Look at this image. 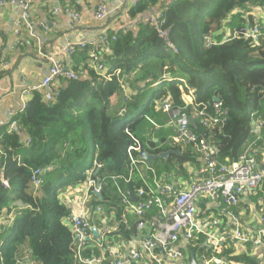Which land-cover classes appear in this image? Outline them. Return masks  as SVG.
<instances>
[{
  "label": "trees",
  "instance_id": "trees-1",
  "mask_svg": "<svg viewBox=\"0 0 264 264\" xmlns=\"http://www.w3.org/2000/svg\"><path fill=\"white\" fill-rule=\"evenodd\" d=\"M155 2L139 1L127 12L135 17ZM263 5L264 0H171L163 8L164 22L159 24L166 38L150 21L138 22L136 31L131 27L108 31V51L100 52L104 74L88 65L92 45L77 48L75 58L79 57L83 65L73 70L87 69V77L63 80L52 102L34 91L26 107L11 119L31 142L26 145L19 141L15 130L7 132V126L0 130V217L15 211L11 224L0 226V264H25L17 263L25 253L37 264H79L71 226L65 223L69 209L59 193L66 186L81 183L85 171L96 161L102 165L96 172L105 185L101 199L93 197L94 205L104 200L118 202L117 195H112L116 189L110 177L127 173L126 149L133 143L127 131L139 140L140 124L150 119L161 122L162 102L170 100L182 106L189 89L193 90L194 103L209 109L213 96H217L228 110L227 120L220 127L195 123L191 128L215 146L219 161L236 160L249 138L251 113L264 118V39L252 42L237 36L222 42L219 31L224 27L238 30L252 23L250 12ZM207 34L217 43L206 46L203 38ZM4 71L0 68V73ZM114 94L119 98L115 106L110 102ZM142 147L150 153L166 150ZM174 148L180 153L171 154L167 161L158 159L167 170L159 172L153 167L161 178L171 176L173 170L186 173L184 167L198 165L192 145ZM170 164L180 168L169 169ZM47 167L50 169L39 175L41 185L33 190L32 171ZM148 176L151 181L150 171ZM1 179L8 181L7 188ZM118 183L129 195L142 185L138 176L129 184ZM263 194L261 190L258 196ZM121 218L119 207L116 229L111 233L130 238L135 233L134 222ZM206 247L201 234L187 243V251L193 250L195 257ZM239 247L228 238L219 255L231 264H264V247L262 255L253 253L250 244L241 246L240 251ZM95 251L88 246L84 254Z\"/></svg>",
  "mask_w": 264,
  "mask_h": 264
},
{
  "label": "built area",
  "instance_id": "built-area-1",
  "mask_svg": "<svg viewBox=\"0 0 264 264\" xmlns=\"http://www.w3.org/2000/svg\"><path fill=\"white\" fill-rule=\"evenodd\" d=\"M33 0H0V7L5 4H13L21 7L20 19L17 21L19 29H26L31 35L35 28V23L31 20L30 5ZM264 10V5L262 6ZM108 15L107 7L104 3H98L95 9V17L104 19ZM73 18L76 15H72ZM151 23L157 24L158 33L166 38V31L159 27L164 20L162 14L151 18ZM42 29L47 32L45 25ZM237 36L258 42L264 39V17L260 21L252 19L248 27L234 29L226 35L222 42L228 41ZM115 37L113 36L112 39ZM206 46L216 44L211 35H204ZM46 39L43 37L37 40L36 54L47 59L50 63L49 70L37 84L27 86L21 90L20 100L22 111L34 91L42 92L46 102H52L58 95L60 84L63 80H80L87 77V70L66 69L57 61L53 55L43 48ZM109 43L108 33H103L100 37L99 48L102 50ZM84 46V43L81 44ZM174 51L176 49L170 45ZM75 47L70 45L66 48L68 53H73ZM92 67L100 74H104L106 67L101 57L91 54ZM8 61L5 55L0 56V67L7 68ZM192 91L193 90H189ZM264 98V87L261 91ZM161 109L170 114L168 125L174 131L170 138L173 149L176 146L192 145L194 153L197 155L199 168L191 170L192 178L188 188H182L183 183L175 180L170 175L159 177L152 164L149 165L140 153L144 150L141 142L130 132L127 133L133 139V143L126 149L128 156L127 173L111 176L112 183L118 187L120 180L129 184L135 176L142 181V185L134 189L133 200L129 192L119 189L121 193L122 216H132L135 229L136 241L126 252L116 254L110 258H104L95 254L85 255L84 252L94 235L91 231L90 215L103 213L101 204L93 205L91 201L94 196H101L104 189V179L97 175L96 170L102 165L93 161V164L85 171V179L78 184L66 186L62 192L68 193L67 207L69 216L67 220L73 233V247L75 257L79 264H173L187 260L185 250L181 247V240L185 244L192 241L197 235H203L207 247L195 257L198 264H231L224 257H221V245L226 239H230L237 246L250 244L251 251L261 252L264 247V216H260L258 225L254 229L243 227L239 217L232 211V207L239 203L245 194H256L258 189L264 186V161H258L253 154L257 147L264 150V118L252 112L250 115L249 138L242 147L236 160L230 163L219 161L216 156V148L204 136L198 135L188 121L192 116L195 123L204 127H220L227 120L228 110L222 107L219 101L212 100L209 109L201 103H185L182 106L173 105L169 101L162 102ZM17 112H10V117H14ZM1 125V123H0ZM155 126L159 127V125ZM13 129H22L16 120L9 121L7 132ZM31 142L29 136L26 137V145ZM0 154L2 146L0 144ZM264 156V152H263ZM191 165H188L186 169ZM47 168H36L32 171L30 185L33 190L41 185L40 174L49 170ZM185 169V170H186ZM148 171L153 174L149 180ZM188 171V170H187ZM186 172V171H185ZM1 176V174H0ZM2 184L7 188L8 181L1 179ZM129 195V196H128ZM206 197L216 204L217 209L224 215H228L232 223V230L229 235L215 233L218 226L217 218H196L197 203L199 198ZM259 205H264V196L260 197ZM115 204V202H113ZM96 228V227H95ZM100 238L111 230L106 227L98 230ZM186 247V246H185ZM262 255V253L260 254ZM17 263L37 264L29 254H25L17 260ZM189 264V262H188Z\"/></svg>",
  "mask_w": 264,
  "mask_h": 264
},
{
  "label": "crops",
  "instance_id": "crops-1",
  "mask_svg": "<svg viewBox=\"0 0 264 264\" xmlns=\"http://www.w3.org/2000/svg\"><path fill=\"white\" fill-rule=\"evenodd\" d=\"M139 1L142 0H33L30 5L31 20L35 23L32 35L26 29H19L17 26V21L20 19L22 11L20 6L13 4L1 6L0 56L5 55L9 64L7 68H5V71L0 73V130L5 126H7L6 129H8V123L11 120V111L20 112L21 90L27 86L37 84L49 70L50 63L47 59L39 57L36 54L37 40H41L43 37L46 39L43 48H45L49 54L53 55L64 68L74 69L76 65L80 67L83 63L79 57L75 58L77 48L92 45L93 50L89 53V57L92 59L91 54L101 57L102 54L100 52L108 51L106 47L102 50L99 48L100 37L103 33H108L109 30L116 31L127 27H131L136 31L138 22H147L151 18L158 17V15L162 13L164 6L171 0H156V2L148 6L145 11L135 17H131L127 11ZM98 3H104L107 7L108 15L104 19H97L95 17V9ZM250 14L252 15V19L260 21L264 17V10L262 6L254 7ZM72 15H76V17L73 18ZM42 25L46 26L48 29L47 32L42 29ZM230 31L232 30L224 27L219 31V34H222L224 38ZM82 43H84V46H81ZM70 45L75 47L72 54L66 51V48ZM91 59L88 63L89 66H91L93 62ZM114 96H116V94L112 95V97ZM192 101L193 98L190 95L187 96L186 103H191ZM160 112L161 122L152 119L149 120L152 124V130H150L149 136L147 140H145V145L150 149L164 148L169 145L170 148L168 149H173L170 138L174 135V131L171 126L168 125L170 114L162 109H160ZM154 123L159 125V127L155 126ZM165 126H168V130ZM13 130L17 133L20 139L19 141L25 143L27 136L23 130ZM154 130L159 132L158 137L153 135ZM262 137L264 138V129L262 131ZM151 142L155 145H151ZM156 143L159 144L157 145ZM263 152L264 150L259 147L253 150V154L258 161H264ZM193 167L199 168V162L197 166H189L188 169L185 168V175H180L177 178L175 177V180H179L183 183L182 188L189 187V183L185 180H191L192 174L190 172L194 170ZM122 182L124 183V181ZM119 184L120 183H118V187L122 191L121 193H123V190H127V188H122ZM124 185L126 184L124 183ZM113 187H115L116 192L113 191L112 195L114 193L117 195L118 203L115 202V204H113L112 200H104L109 206L108 209L106 211L103 209V213L101 214L93 215L92 212V215H90L91 224L96 227L97 230H103L106 227L112 232L116 229V209H118L120 205L122 206V195L119 193L116 184L113 183ZM261 190L263 192L264 186L258 189L256 194L248 193L243 195L239 203L232 207V211L239 217L243 227L254 229L258 225L260 216H264V205H259L258 202L259 198L262 197L261 195L258 196ZM62 191L59 193V197L63 203L67 204L68 193ZM254 198L256 200H254ZM91 203L93 207L95 202L92 200ZM14 213L15 211L13 210L8 216H1L0 226L10 225ZM214 217L218 219V226L214 228L215 233H222V235L225 236L229 235L232 230V223L228 215L222 214L212 200L206 197L199 198L196 218ZM122 218L129 222L133 220L130 215L126 217L122 216ZM65 223L70 225L68 220H65ZM117 240L118 243L117 241L115 243L108 242L103 246L98 231V236H94V238L91 239L89 246L96 249L95 255L104 258H110L116 254L124 253L135 243L136 229L135 233L130 238L118 235ZM181 242V247L185 250L187 260L173 264H188L189 262L190 253L187 251V244H185L184 240H181ZM240 250H243V247L241 248L240 246L239 251ZM258 252L257 250L253 251V253L260 255V252Z\"/></svg>",
  "mask_w": 264,
  "mask_h": 264
},
{
  "label": "rangeland",
  "instance_id": "rangeland-1",
  "mask_svg": "<svg viewBox=\"0 0 264 264\" xmlns=\"http://www.w3.org/2000/svg\"><path fill=\"white\" fill-rule=\"evenodd\" d=\"M121 83H123V86H124V82L122 80H121ZM189 90H192V89H189ZM189 90H188L187 96L190 95L192 97L193 92L192 91H189ZM187 96H186V99H187ZM118 99L119 98H118V95L117 94L114 97H112V96L110 97V101H112L111 103H112L113 106H115L117 104L116 101H118ZM140 125L141 126L137 128L138 129V132H137L138 135L137 136L139 138V141L142 142L143 145H145V140H147V138L149 136L148 134H149L150 130H152V124L148 121V122L141 123ZM165 128L168 130V126H165ZM153 135L158 137L159 136V132H157V131L154 130L153 131ZM156 144L158 145L159 143H156ZM168 148H170L169 145H167V147H164V149H168ZM88 156H89V146H87V157ZM152 165L159 172H163V170H167V169H165L164 163L161 160H158V159L157 160H154L152 162ZM170 168L179 169L180 167L177 164H175V165L170 164L169 165V169ZM182 171L185 172V167H184V169ZM171 174H172L171 176H174L175 174H178L180 176V174L181 175L182 174L184 175L185 173H182L181 172L179 174L177 172V170H173ZM101 204H102L103 209L106 211L108 209V207H109L108 204L106 202H102ZM100 241L102 242V245L103 246H105L108 242L115 243L117 241V243H118L117 234L116 233L115 234H112L111 233V234H108V235L105 234V235L101 236Z\"/></svg>",
  "mask_w": 264,
  "mask_h": 264
},
{
  "label": "water",
  "instance_id": "water-1",
  "mask_svg": "<svg viewBox=\"0 0 264 264\" xmlns=\"http://www.w3.org/2000/svg\"><path fill=\"white\" fill-rule=\"evenodd\" d=\"M245 26L248 27V24H246ZM212 100L217 102V101H219V98L217 96H213ZM188 121L192 126H195V121H194L192 116L188 117ZM179 153H180L179 149H167L165 151H161L158 153H150L146 150H143L140 153V157L143 158L149 165H151L154 160L164 159L165 161H167L171 154H179ZM99 197L101 199V196H99ZM130 197L133 200L136 199V197L132 193H130ZM91 231L95 237L98 236V230L94 226L91 227ZM189 264H198L196 261L195 253L193 250H191V252H190Z\"/></svg>",
  "mask_w": 264,
  "mask_h": 264
},
{
  "label": "bare ground",
  "instance_id": "bare-ground-1",
  "mask_svg": "<svg viewBox=\"0 0 264 264\" xmlns=\"http://www.w3.org/2000/svg\"><path fill=\"white\" fill-rule=\"evenodd\" d=\"M197 217H198V216H197ZM223 217H224V216H223ZM227 222H228V221H227ZM131 223H132V222H131ZM131 223H130V224H131ZM222 250H223V249H222ZM232 253H233V252H232ZM258 253H259V252H258Z\"/></svg>",
  "mask_w": 264,
  "mask_h": 264
}]
</instances>
